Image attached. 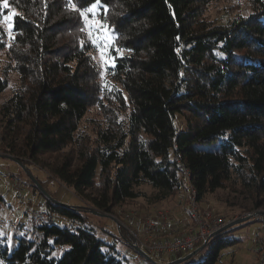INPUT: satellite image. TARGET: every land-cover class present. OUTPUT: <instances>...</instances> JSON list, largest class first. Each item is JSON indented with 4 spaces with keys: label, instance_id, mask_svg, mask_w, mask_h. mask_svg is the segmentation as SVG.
Listing matches in <instances>:
<instances>
[{
    "label": "trees",
    "instance_id": "16d2710c",
    "mask_svg": "<svg viewBox=\"0 0 264 264\" xmlns=\"http://www.w3.org/2000/svg\"><path fill=\"white\" fill-rule=\"evenodd\" d=\"M214 1L101 0L98 15L116 47L102 78L80 15L95 0H0V94L13 72L19 77L0 105L7 154L46 169L111 215L172 201L190 185L201 202L234 181L264 207V0H251L252 11L227 24L206 17ZM92 110L99 118L87 132L81 124ZM95 186L96 195L85 193ZM44 207L49 218L13 248L0 236V264H129L98 237L86 205L47 195ZM243 223L216 232L203 258L162 264H216L240 242L233 233ZM60 246L67 248L57 255Z\"/></svg>",
    "mask_w": 264,
    "mask_h": 264
},
{
    "label": "rangeland",
    "instance_id": "374dc122",
    "mask_svg": "<svg viewBox=\"0 0 264 264\" xmlns=\"http://www.w3.org/2000/svg\"><path fill=\"white\" fill-rule=\"evenodd\" d=\"M251 11V0H217L208 6L206 17L216 23L227 24L231 22L235 16L240 14L246 15ZM98 13L99 8L96 10L94 18L92 13H88L91 24L87 26L86 29L88 36L94 45L91 54L101 67L103 78L106 76L107 67L114 63L113 47H115V36L112 29L100 19ZM5 17H8L9 19L4 18L2 24L5 28L7 37H9L12 34V15H7ZM89 33H91V35ZM98 36H106V40L101 42V47L106 53L103 59L101 58V49L97 47V43L93 42ZM5 61L6 54L4 51H0V64L3 65ZM18 82L19 77L16 72H13L11 74V83L8 88L0 94V105L12 94V91ZM92 118H99L96 117V110H92L82 121L81 126L87 132H91ZM97 121L100 122L101 120ZM176 124L179 129L185 128V119L180 114L176 115ZM4 144L5 142L2 135V128L0 126V196L2 197V199H0V236L7 238L6 242L11 246V248H13L16 244L17 236L31 234L34 231L31 230L33 218L32 211L42 214V216L37 218L36 222L45 217L49 218V216L45 213L44 207L47 196L46 193H48L49 196L63 203L86 205L90 210L88 222L96 227L98 237L108 244H114L119 253L128 258L129 264L163 263V261H170L176 258L178 259L188 254V252L159 254L150 253L145 250L144 253L139 251L135 246L129 244L124 237L121 236L118 229V225L126 229L120 219L124 217L123 214L126 212L138 211L136 210V207L121 206L118 208V213L115 215L100 211L95 205H92L84 195L77 194L75 190L60 182L46 169H43L32 162H27L24 166H21L18 162L2 156L9 155L3 148ZM13 157L22 161L21 158L15 156ZM29 172L33 176L38 177L42 182L43 191H41L43 194L39 192V188L35 190L33 186H31V189H21L16 186L19 181L22 182L30 180V177L28 176ZM96 181L98 182V177ZM140 189L148 194L153 192V188L149 185H143ZM188 189L182 188L176 199L172 201H164L161 204H157L149 208L138 209H142L143 213H154L158 209L169 210L171 212L170 216L173 214L178 217L187 218V209H189ZM97 191L98 188L95 186L86 190L85 193L93 196L97 194ZM30 200L33 202L32 205H29ZM137 201L138 203H143L145 202V199L144 197H140ZM199 203L202 207L211 208L216 213L222 214L226 218L239 216L244 217L246 214L257 212L259 208L264 209V207H255L250 195L242 190L241 183L235 181L232 182V184H229L226 188H220L215 192L208 194ZM92 209H95L104 215L96 214L91 211ZM55 221L60 225L70 224L69 219L59 217L58 215H55ZM35 226L37 227L36 223ZM261 229L262 223L252 218L236 227L233 235L238 237L240 242L225 248L222 251V257L216 264H255L257 258L253 252L252 239L254 234L261 231ZM66 248L67 246L58 247L55 254L61 255ZM208 250L209 245H206L203 249L196 253V258H203Z\"/></svg>",
    "mask_w": 264,
    "mask_h": 264
},
{
    "label": "built area",
    "instance_id": "2783aa9c",
    "mask_svg": "<svg viewBox=\"0 0 264 264\" xmlns=\"http://www.w3.org/2000/svg\"><path fill=\"white\" fill-rule=\"evenodd\" d=\"M189 177L190 173L185 171ZM18 188L31 189V180L18 182ZM188 198V219L180 218L173 225L170 224L172 216L169 210L158 209L154 213L130 211L123 214L121 223L135 238L136 245L143 251L159 254H176L191 252L208 243L216 231L225 226L228 222L240 218L233 217L228 220L222 214L216 213L211 208H204L197 200L196 189L190 185ZM35 197V194H34ZM32 200L29 205H32ZM32 229L37 231L36 220L41 213L33 212ZM255 216L262 223L261 231L253 236V252L258 256L256 264H264V209L259 208L257 212L246 214L245 216ZM170 232L171 237L166 235ZM199 246V247H200Z\"/></svg>",
    "mask_w": 264,
    "mask_h": 264
},
{
    "label": "water",
    "instance_id": "95a60500",
    "mask_svg": "<svg viewBox=\"0 0 264 264\" xmlns=\"http://www.w3.org/2000/svg\"><path fill=\"white\" fill-rule=\"evenodd\" d=\"M2 156H4V157H8V158L12 159L13 161L18 162V164H20L21 166H24V163H23L21 160L14 158L12 155H2ZM28 174H29L28 176L30 177V180L33 182V184L37 185L38 188H39L40 190L43 191V187H42V185L39 183V181L36 179V177L33 176L30 172H29ZM46 194L49 196L48 193H46ZM55 200H56V199H55ZM57 201H58V200H57ZM59 202H60V201H59ZM62 203H63V202H62ZM63 204H65V205H69V204H67V203H63ZM91 211L94 212V213H96V214L104 215V214H102V213L96 211L95 209H92ZM249 217H250V216H244V217H240V218L234 219V220L228 222L225 226H223L222 228H220L218 231H221V230H223V229H227V228H229V227H231V226H234V225H236V224H239V223L245 222V221H247V219H248ZM218 231H216V232H218ZM216 232H215V233H216ZM215 233H214V234H215ZM206 245H207V243H204L202 246H200V247L196 248L195 250L189 252V253L186 254L185 256H182V257L176 259V260H175V263H181L182 261H185V260L191 258V257L194 256L197 252H199L201 249H203ZM136 248H137L139 251H141V252L144 253V251H143L142 249H140L138 246H136ZM158 264H162V263H158Z\"/></svg>",
    "mask_w": 264,
    "mask_h": 264
},
{
    "label": "snow or ice",
    "instance_id": "6c2138e0",
    "mask_svg": "<svg viewBox=\"0 0 264 264\" xmlns=\"http://www.w3.org/2000/svg\"><path fill=\"white\" fill-rule=\"evenodd\" d=\"M101 6V0H95L94 3H92L88 8L84 9L83 11H81L80 15L82 17H84L85 21H86V27L89 26L91 24V21L89 20L88 17V13H92L93 18L96 15V10ZM5 7H7V5L5 4ZM74 7V5H73ZM5 19H9L8 17H5ZM83 31V29H82ZM91 35V33H89ZM104 40H106V36H98L96 40H94V43H97V47L101 49V58L103 59V57L105 56V52L103 51V48L101 47V42H103ZM106 46V45H105Z\"/></svg>",
    "mask_w": 264,
    "mask_h": 264
},
{
    "label": "crops",
    "instance_id": "0c3cea01",
    "mask_svg": "<svg viewBox=\"0 0 264 264\" xmlns=\"http://www.w3.org/2000/svg\"><path fill=\"white\" fill-rule=\"evenodd\" d=\"M186 217H187V219H188V215H186ZM180 218H184V217H178L177 215H173L172 214V218H171V220H170V224L171 225H173L178 219H180ZM166 235H168V236H170L171 237V233L170 232H166ZM255 255V254H254ZM256 257V256H255ZM163 262H167V261H163Z\"/></svg>",
    "mask_w": 264,
    "mask_h": 264
}]
</instances>
